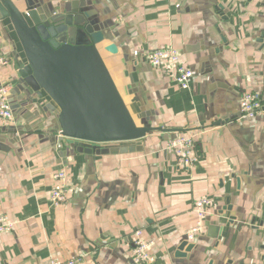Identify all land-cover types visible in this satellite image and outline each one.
<instances>
[{
	"label": "crops",
	"instance_id": "crops-1",
	"mask_svg": "<svg viewBox=\"0 0 264 264\" xmlns=\"http://www.w3.org/2000/svg\"><path fill=\"white\" fill-rule=\"evenodd\" d=\"M38 1L57 14L70 0ZM87 2L105 22L109 40L98 49L130 113L137 123L144 114L160 130L115 145L114 154L79 153L50 132L48 98L12 94L10 126L22 134L0 128V217L13 225L0 234V264H134L137 231L153 242L149 264H264V112L253 119L239 112L244 92L260 94L264 106V48L256 43L264 33V0ZM108 44L115 55L103 50ZM166 47L192 70L188 90L143 61ZM15 52L24 62L13 30L0 20V54L10 59L0 84L15 79ZM177 135L193 138L199 158L193 168H179L163 150L165 139ZM59 170L66 173V201L52 206ZM202 196L216 207L191 241L193 250L176 258ZM226 198L232 210L220 216ZM230 216L236 218L228 224Z\"/></svg>",
	"mask_w": 264,
	"mask_h": 264
},
{
	"label": "water",
	"instance_id": "water-1",
	"mask_svg": "<svg viewBox=\"0 0 264 264\" xmlns=\"http://www.w3.org/2000/svg\"><path fill=\"white\" fill-rule=\"evenodd\" d=\"M89 4L87 0H70L62 12L54 14L38 0H0V20L10 25L24 57L23 62L15 52L9 103L16 93L36 102L46 97L53 105L48 107L51 115L44 117L51 118V133L67 139L79 153L114 154L118 152L115 145L144 139L160 128L149 126L142 113L137 123L130 113L98 49L109 40L105 22ZM216 9L222 11V6ZM256 43L261 51L264 33ZM103 50L117 53L114 44ZM126 89L131 94L130 88ZM37 105L46 114L48 108ZM2 130L11 137L22 134L15 126ZM99 146L107 148L100 150ZM231 210L226 198L218 214ZM235 218L230 216L228 224ZM193 248L186 239L176 249V258L186 257Z\"/></svg>",
	"mask_w": 264,
	"mask_h": 264
},
{
	"label": "built area",
	"instance_id": "built-area-1",
	"mask_svg": "<svg viewBox=\"0 0 264 264\" xmlns=\"http://www.w3.org/2000/svg\"><path fill=\"white\" fill-rule=\"evenodd\" d=\"M143 61L153 69L161 70L166 77L181 90H188L193 79V72L180 61V54L171 47L157 49L146 53ZM10 59L0 54V71L9 67ZM11 82L0 84V128L8 127L14 122V114L9 103ZM263 100L258 93L244 92L240 95L239 112L241 118L253 119L262 113ZM14 126V125H13ZM194 141L190 136L177 135L167 137L163 150L173 154L179 168H193L199 161L194 151ZM53 184L50 190V203L58 206L66 201V173L59 170L52 175ZM216 207L214 201L207 197H199L193 203L195 225L186 234L187 241L191 242L203 230V224L209 212ZM13 225L5 217H0V234L11 233ZM131 247V259L134 264H149L153 262L150 249L153 242L141 238V231L134 233ZM60 264V263H53ZM66 264H80L79 260L71 259Z\"/></svg>",
	"mask_w": 264,
	"mask_h": 264
}]
</instances>
